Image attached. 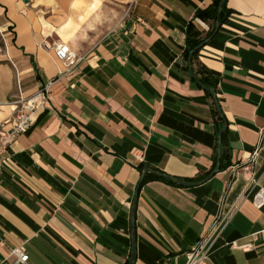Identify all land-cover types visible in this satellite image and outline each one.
Returning <instances> with one entry per match:
<instances>
[{
	"label": "crops",
	"instance_id": "1",
	"mask_svg": "<svg viewBox=\"0 0 264 264\" xmlns=\"http://www.w3.org/2000/svg\"><path fill=\"white\" fill-rule=\"evenodd\" d=\"M214 1L0 0V122L20 94L49 96L0 175V264L18 246L31 264H130L146 168L198 185L140 187L136 264H186L222 217L206 264H264V208L253 204L264 187V0H227L230 17L191 67L187 26L209 32L195 16ZM60 43L83 58L70 72L45 47ZM200 66L219 79L214 97L194 79ZM214 99L232 165L204 181L219 152ZM255 150L250 188L233 167Z\"/></svg>",
	"mask_w": 264,
	"mask_h": 264
},
{
	"label": "built area",
	"instance_id": "2",
	"mask_svg": "<svg viewBox=\"0 0 264 264\" xmlns=\"http://www.w3.org/2000/svg\"><path fill=\"white\" fill-rule=\"evenodd\" d=\"M5 43L4 33L0 30V52L3 51L2 44ZM47 50H53L56 58L66 68V71L70 72L77 68L80 61L83 59L78 55L68 44L60 43L51 48L49 45L45 46ZM48 89L37 92L29 97H20L15 101V110L12 116L2 122H0V175L4 169L6 162L8 149L11 144L22 134L26 133L34 124L38 111L45 107L49 101ZM257 156V150L253 153L247 162L237 164L233 167L234 173L242 172L246 175L248 180V186L254 187L258 185V179L254 172V162ZM144 154L138 155V158L143 160ZM253 204L258 209L264 208V187H259L253 197ZM227 220L220 218L216 220L212 226V231L220 230ZM211 232L205 234L201 239L192 247L187 253L186 264H206L207 259L203 251L208 244L211 237ZM233 247L243 248L248 250L250 244L244 246H237L236 243L232 244ZM11 255L14 257L12 264H31L30 255L27 253L23 246L14 247L11 249Z\"/></svg>",
	"mask_w": 264,
	"mask_h": 264
},
{
	"label": "trees",
	"instance_id": "3",
	"mask_svg": "<svg viewBox=\"0 0 264 264\" xmlns=\"http://www.w3.org/2000/svg\"><path fill=\"white\" fill-rule=\"evenodd\" d=\"M221 1L222 0H215L209 7L206 9L200 10L196 16L195 19H200L206 23L211 22L212 27L210 28V31L207 33H204L200 31L193 21H190V23L187 26L186 31V39H185V50L183 52L184 59L186 61H189V56L191 52L195 51L200 46H204L206 42L213 37L215 34L216 26L219 24L220 26L224 24L228 18L231 15V11L227 8V3L224 6V9L221 10ZM200 50L195 52L193 54V57L191 59L190 65L191 67L195 63V60L197 59L198 53ZM193 69V68H192ZM194 72V79L198 83V85L205 89L211 97L215 96V92L217 90V87L219 85V79L216 78L212 74L210 70L205 68L204 66L198 67V69H193ZM217 100H213V106H214V115L217 119L218 123V130L217 134L218 136L221 133V150L220 152H217L214 155V165L211 171H209L207 174H205V178H208L211 176L217 167H220V172L228 169L232 165V153H231V147L228 144L227 134H228V127H227V120L225 116L221 113H219L218 106L216 105ZM227 127V128H226ZM218 147V145H217ZM141 170H143V167L141 166ZM149 179L164 181L169 184L180 186L174 179H171L169 177L165 176H159L157 174L151 173L147 174L144 177V180L141 184V187L144 185L145 182H147ZM141 189V188H140Z\"/></svg>",
	"mask_w": 264,
	"mask_h": 264
},
{
	"label": "water",
	"instance_id": "4",
	"mask_svg": "<svg viewBox=\"0 0 264 264\" xmlns=\"http://www.w3.org/2000/svg\"><path fill=\"white\" fill-rule=\"evenodd\" d=\"M226 2H227V0H222L221 1V10L224 9V6H225ZM219 28H220V25L218 24L217 27H216V31H218ZM202 47L203 46H200L195 51L191 52V54L189 56V64L191 62V59L193 57V54L195 52H197L198 50H200ZM217 106H218V108L220 110L219 104H217ZM221 146H222V142H221V133H220V135H219V141H218L219 152L221 150ZM149 172H152V169L151 168H146V170L144 172V175H143V178H142V180H141V182H140V184L138 186V189H137V192H136V196L134 198V209H133V214H132L133 219H132V224H131V231H132V251H131L130 264H136V260H137V238H136V233H135V213H136V207H137V203H138L139 190H140L141 184H142V182L144 180L145 174H147ZM218 172H220V167L219 166L217 167V169L215 170V172L211 176H209L206 180H204V181L210 180ZM156 174L159 175V176H162V177L164 176L161 173H156ZM177 183L179 185H181V186H186V187L198 185L196 182H187L185 180H179V181H177Z\"/></svg>",
	"mask_w": 264,
	"mask_h": 264
}]
</instances>
